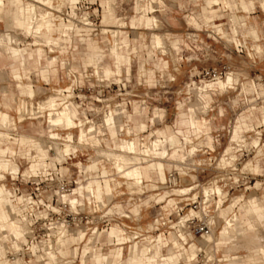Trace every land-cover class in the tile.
I'll return each instance as SVG.
<instances>
[{
    "label": "clouds",
    "instance_id": "9594fccd",
    "mask_svg": "<svg viewBox=\"0 0 264 264\" xmlns=\"http://www.w3.org/2000/svg\"><path fill=\"white\" fill-rule=\"evenodd\" d=\"M0 264H264V0H0Z\"/></svg>",
    "mask_w": 264,
    "mask_h": 264
}]
</instances>
